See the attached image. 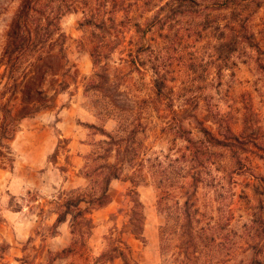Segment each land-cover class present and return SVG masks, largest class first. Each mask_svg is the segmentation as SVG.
<instances>
[{
    "label": "rangeland",
    "instance_id": "1",
    "mask_svg": "<svg viewBox=\"0 0 264 264\" xmlns=\"http://www.w3.org/2000/svg\"><path fill=\"white\" fill-rule=\"evenodd\" d=\"M107 3L104 15L114 22H108L103 58L113 81L106 96L84 92V78L94 71L93 28L80 24L82 11L69 13L61 27L71 37L78 79L48 107L22 119L9 143L12 162L0 159V264H92L87 255L100 254L111 230L120 231L113 243L128 249L109 264H177L175 255L184 258L181 251L193 238L198 251L194 258L188 247L191 264H264V0ZM17 4L0 0V52ZM155 79L165 85L160 92ZM110 102L127 115L133 108L141 114L145 126L138 141L152 156L176 155L185 142L171 126L179 122L188 130L192 155L185 176L168 189L169 203L189 201L190 221L170 229L174 256L160 252L165 217L157 195L165 188L159 190L158 175L135 185L112 180L109 203L87 216L91 234L74 237L85 248L62 252L71 242V221L67 215L52 227L54 201L62 189L86 186L79 170L103 138L86 123L112 131L113 119L95 116L96 107ZM132 187L143 204V239L129 231Z\"/></svg>",
    "mask_w": 264,
    "mask_h": 264
},
{
    "label": "trees",
    "instance_id": "2",
    "mask_svg": "<svg viewBox=\"0 0 264 264\" xmlns=\"http://www.w3.org/2000/svg\"><path fill=\"white\" fill-rule=\"evenodd\" d=\"M17 1L18 4L5 30L0 52L2 163L13 160L8 151L9 143L19 131L22 119L32 117L48 107L56 95L65 92L78 79V69L70 54L71 37L61 27L63 16L80 10L85 15L80 24L93 28L90 56L94 71L89 78H84V92L96 91L106 96L107 88L113 85L103 59L109 51V42L106 40V35L109 34L108 22H114L111 17L106 18L104 15V12H107V0ZM133 24L138 26L137 23ZM226 26L229 31H235L234 25ZM154 85L159 92L165 86L158 79H155ZM110 104L96 107L95 116L100 121L113 119L115 127L112 131H107L102 125L86 123L87 128L93 129L96 135L103 136L98 140L97 148L85 155L83 166L79 170V176L87 181L86 186L62 189L54 201L53 213L57 218L52 227L56 228L59 223L66 221L67 215H70L71 221V242L62 252L72 253L85 246L79 244L74 237H87L91 234L93 221L87 216L93 209L109 203V185L112 180L122 179L135 185L146 181L147 177L158 175L159 190H162V186L165 188L157 195L159 208L165 217V223L159 228L160 252L174 256L170 249L173 239L169 237L170 229L173 224L190 221L187 208L189 201L185 199L182 203L179 200H175L174 204L169 203L171 195L168 189L174 185L175 178L185 176L186 162L192 155V149L187 145L190 142L188 130L179 122L171 126L176 139H181L185 144L176 155L169 152L161 159L158 155L148 154L151 151L138 141V134L144 131L145 126L141 121V114L136 113L133 108L131 114L128 111L127 115L123 112L124 108L113 102ZM135 104L137 107L136 102ZM61 171L64 169L61 168ZM173 174L175 176H172ZM128 196L131 203L129 231L137 238L143 239V204L134 187L128 190ZM119 234L120 231H109L105 237L107 243L100 254L92 257L87 255L85 260L91 261L92 264H109L124 257V249H128V246L122 241L119 242L124 247L113 243L114 236ZM191 242L186 243L187 248L181 251L184 258L175 255L177 264H191L187 257L188 247L195 249L192 250V256L197 257L195 252L198 251V244L194 238ZM47 253V261L50 262L52 253L49 250ZM123 262L130 264L126 260Z\"/></svg>",
    "mask_w": 264,
    "mask_h": 264
}]
</instances>
